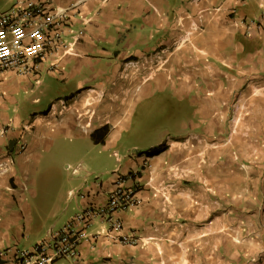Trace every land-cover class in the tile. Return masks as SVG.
<instances>
[{
	"label": "crops",
	"instance_id": "1",
	"mask_svg": "<svg viewBox=\"0 0 264 264\" xmlns=\"http://www.w3.org/2000/svg\"><path fill=\"white\" fill-rule=\"evenodd\" d=\"M16 1L27 0H0V12ZM38 1L66 10L69 50L36 74L0 71V264L27 235L40 233L35 243L80 208L105 205L116 172L136 187L115 212L121 229L91 220L77 256L54 264H264V0ZM153 98L159 134L125 141ZM76 128L118 160L105 179L79 174L50 217H32L29 176L52 170L56 142ZM124 233L138 242L121 243Z\"/></svg>",
	"mask_w": 264,
	"mask_h": 264
},
{
	"label": "built area",
	"instance_id": "2",
	"mask_svg": "<svg viewBox=\"0 0 264 264\" xmlns=\"http://www.w3.org/2000/svg\"><path fill=\"white\" fill-rule=\"evenodd\" d=\"M261 18L264 20V5ZM68 23L64 8H50L38 0H27L24 4L14 2L7 10L0 12V71L36 74L38 62L47 55H55L59 49H62V53L69 50V43L63 41L61 30ZM243 23L249 28L254 21L248 19ZM34 82H37V78ZM24 146L22 143L20 150ZM113 155L118 160L117 153L113 152ZM123 175L116 172L114 187L108 190L105 205L80 208L62 227L49 230L29 249L15 248L8 264H54L58 259L75 258L76 248L84 238L83 228L95 218L107 223L108 234L112 230H120L122 222L115 212L132 205L136 191L134 186L123 185ZM76 193V189H71L68 196ZM138 240L133 233H124L118 238L123 244H135Z\"/></svg>",
	"mask_w": 264,
	"mask_h": 264
},
{
	"label": "rangeland",
	"instance_id": "3",
	"mask_svg": "<svg viewBox=\"0 0 264 264\" xmlns=\"http://www.w3.org/2000/svg\"><path fill=\"white\" fill-rule=\"evenodd\" d=\"M101 98V102L104 104L107 100L106 93L101 95ZM155 98L144 101L141 106L137 108L133 120V133L123 132L125 141L127 139L125 135L127 134L131 136L128 139L129 142H134L135 139L137 140L141 137V145L144 143L147 144L152 138L155 136L157 137L162 128V126H160L163 122L162 120L165 118L162 117V114H160V111L157 109L160 107H157L158 105ZM103 117L104 116L99 115V120L102 121L107 119L106 117L103 119ZM59 138L62 143L60 141L56 142L57 147L54 156V145L50 147L51 149L48 151L49 159L50 155L55 159L51 161V165L50 160L47 162V165L52 168V170H48L47 173H44L40 171L41 168L37 167V173L29 176V179H31V184L29 182V189L35 192L33 196L30 195L28 191L26 193V199L29 203L32 217H50L48 212L51 204L57 199L60 201L61 205L65 204L68 201L65 200L67 199L66 189L70 187L79 174L88 172L90 173V177H99L102 169H106V167L110 168L112 165L116 164L115 157L113 156V148H104L100 144H93L86 136V133L80 128L74 129L70 135L63 134ZM54 140L55 139H53V141ZM74 168L77 169L76 173L73 172ZM108 174L110 175L109 171H104L99 178L105 179ZM69 206L71 207V203H69ZM46 212L48 213L47 215ZM49 222V220H46L43 226H47L50 224ZM39 235L40 233L27 235L24 239H20L17 247L20 249H27L29 244H34L33 239Z\"/></svg>",
	"mask_w": 264,
	"mask_h": 264
},
{
	"label": "trees",
	"instance_id": "4",
	"mask_svg": "<svg viewBox=\"0 0 264 264\" xmlns=\"http://www.w3.org/2000/svg\"><path fill=\"white\" fill-rule=\"evenodd\" d=\"M100 131H104V130H107V126L104 125V126H101L99 128ZM163 148V145L162 144H159V145H156V146H152V147H149V148H146L144 150H141L139 151V153H143L145 154L146 156H149V155H153V154H156L158 153L160 150H162Z\"/></svg>",
	"mask_w": 264,
	"mask_h": 264
}]
</instances>
